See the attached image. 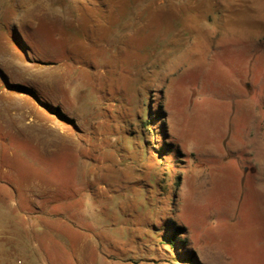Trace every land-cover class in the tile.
Masks as SVG:
<instances>
[{
    "label": "rangeland",
    "instance_id": "obj_1",
    "mask_svg": "<svg viewBox=\"0 0 264 264\" xmlns=\"http://www.w3.org/2000/svg\"><path fill=\"white\" fill-rule=\"evenodd\" d=\"M0 264H264V0H0Z\"/></svg>",
    "mask_w": 264,
    "mask_h": 264
},
{
    "label": "trees",
    "instance_id": "obj_2",
    "mask_svg": "<svg viewBox=\"0 0 264 264\" xmlns=\"http://www.w3.org/2000/svg\"><path fill=\"white\" fill-rule=\"evenodd\" d=\"M7 86L10 89L16 90L19 93H25L26 91H30L31 90V88L24 87L23 85H20V84H7ZM57 110H58V112L56 113L57 116H59L60 118L61 117L67 118V117H65L66 115L64 113L60 112L59 109H57ZM162 127H164V134L166 136L167 133L165 132V126H164V124L162 125Z\"/></svg>",
    "mask_w": 264,
    "mask_h": 264
},
{
    "label": "crops",
    "instance_id": "obj_3",
    "mask_svg": "<svg viewBox=\"0 0 264 264\" xmlns=\"http://www.w3.org/2000/svg\"><path fill=\"white\" fill-rule=\"evenodd\" d=\"M31 251L28 250V253L30 254Z\"/></svg>",
    "mask_w": 264,
    "mask_h": 264
}]
</instances>
